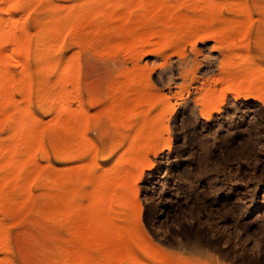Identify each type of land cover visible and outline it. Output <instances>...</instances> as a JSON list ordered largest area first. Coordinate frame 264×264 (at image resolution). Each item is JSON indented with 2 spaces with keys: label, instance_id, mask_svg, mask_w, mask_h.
<instances>
[{
  "label": "rangeland",
  "instance_id": "1",
  "mask_svg": "<svg viewBox=\"0 0 264 264\" xmlns=\"http://www.w3.org/2000/svg\"><path fill=\"white\" fill-rule=\"evenodd\" d=\"M111 1L101 0V8L112 6L116 0L112 1L113 4ZM126 1L128 6L120 12L121 16L125 17L130 12L127 8L132 6L142 8L147 15L140 14L137 20L153 18L154 27L142 36L149 51L156 52L142 54L141 34L127 42L123 40L116 28L124 24V19L102 22L101 34L96 33L99 23L85 25L82 34L91 43L76 48L85 98L81 102L72 100L73 108L59 116L65 121H73L77 113L91 115L92 122L82 126L84 133L90 143L105 148L103 156L94 164L95 169L109 161L115 136L116 117L106 116L104 110L111 102L115 88L126 81L131 71L139 69L144 85L152 84L153 89L167 100L164 105L153 109L154 116L161 119L155 128L159 137L157 153L148 151L146 158L145 153L142 157L144 163L142 158H130L122 166L115 158L112 160L113 169L102 168L114 172L121 166L131 173L125 182V190L121 188L113 193L111 200L115 204L122 200L128 202L134 222H118L119 229L123 228V236L112 237L108 241L113 247L109 249L110 253L104 250L99 255L96 246H92L94 243L89 244L92 247H89L85 258L87 263L264 264V89L259 91L260 100L252 97L247 101L244 95L236 99L237 94L231 84L236 80L232 82L228 75L225 78L220 75L221 54L216 46L222 44V39L209 37L201 40L202 36L192 34L191 27L202 12L198 6L203 0ZM48 3L43 2L41 7ZM250 3L255 2L250 0ZM179 5L190 8L187 11L192 18L191 23L186 24L190 28L185 27L181 31L177 28L181 23L178 18L180 12H174ZM172 13L173 17L170 16ZM111 14L115 16L116 13ZM228 16L225 15L221 25L216 24V27L226 26ZM165 24L168 30L162 32ZM246 29L244 26L233 35L231 44L234 52H246L244 47L253 38L246 35ZM259 52L264 56V45L259 46ZM11 54L12 51L8 50L6 57L10 61V70L19 77L22 65L19 58H10ZM238 65L241 63H234L231 72ZM214 78L213 82L211 79ZM56 79L66 86L73 81L71 77ZM233 85L237 86V83ZM27 89L26 83H15L11 90L18 99L16 112L19 114L27 104L24 98ZM200 90L204 93L209 90L206 93L214 95L213 101L214 97L226 99L224 108L213 112L210 119L202 114L201 101L200 104L194 102ZM206 93L203 98H209ZM141 111L143 113L145 108ZM55 117L54 109L49 115L35 119L37 127L47 128ZM0 137L1 144L12 143L8 134ZM82 143H77L76 148H82ZM144 144L143 141L141 145ZM38 162L41 166L48 164L43 157H38ZM79 165L83 163L74 162L69 167L77 168ZM53 166L51 181L64 167L58 159L53 161ZM32 192L39 197L45 195L44 179ZM23 196L20 200L25 198ZM89 203L90 199H82L83 210ZM55 204V201L50 203L53 208H59ZM50 208L47 203L16 210L13 218L6 219L0 215V229L10 232L15 251L5 253L0 248V258L14 260L17 264H46V259L58 250L55 244L78 250L89 242L85 237L74 238L76 229L73 226L66 228L64 224L48 222ZM115 215L110 212L107 217ZM126 228H129L128 232ZM72 243L74 245L69 246ZM101 243L102 240L95 242L98 246ZM130 248L133 252L128 254L127 249ZM80 259L73 258L69 264H82L84 259Z\"/></svg>",
  "mask_w": 264,
  "mask_h": 264
},
{
  "label": "bare ground",
  "instance_id": "2",
  "mask_svg": "<svg viewBox=\"0 0 264 264\" xmlns=\"http://www.w3.org/2000/svg\"><path fill=\"white\" fill-rule=\"evenodd\" d=\"M45 1L49 2L46 4L47 7H41ZM253 1L255 3L251 4L250 0L220 2L203 0L198 6L202 12L197 22L193 26L190 24L192 34H199L202 36L201 40L209 37L222 39V44L216 46L221 54L220 75L224 78L228 75L232 82L235 79L234 83H237V86L231 84L237 94L236 99L244 95L247 101L252 97L260 100V92L264 89V56L259 52V46L264 45V0ZM99 2L101 0H0V116L2 117L0 135L6 133L12 141L6 145L0 143V215L6 219L13 218L16 210L39 207L48 203L51 207L48 222L61 223L66 228L73 226L76 229L74 238L85 237L89 240L78 250L73 247L68 248V245L65 248L55 244L58 250L52 257L46 259V264H69L76 257L81 258V261L84 259L82 264H90L85 259L89 247L96 246L99 255L104 250L113 249L108 241L112 237L123 236L121 232L123 228L119 229L118 222L120 220L129 224L134 222L129 214L128 202L122 200L115 204L111 200L113 193H117L121 188L125 190V182L131 173L126 167L121 166L115 168L114 172L111 170L107 172L102 168L113 169L112 160L115 158H118L123 166L130 158L139 160L145 153L146 158L148 151L157 153L156 143L159 137L155 128L160 124L161 119L154 116L153 109L157 105H164L167 99L163 94L157 93L152 84L144 85L143 74L139 69L131 71L126 81L118 84L111 102L104 110L106 116L116 117L114 142L107 163L93 169L98 158L103 156L105 148L100 144L90 143L87 134L84 133L82 126L92 122L90 114L77 113L73 121H65L59 116L73 108L72 100L81 102L85 98V91L81 86L79 52L76 51L77 47L91 43L89 38L82 34L85 25L99 23L96 33L101 34L102 22L108 19L111 21L124 19V24L119 26L120 28L117 27L119 31L115 27L119 35L123 36V40L127 42L128 39H134L141 34L140 42H143L144 48L142 54L153 51H149L142 36L154 27L153 18L148 17L150 21L148 18L141 21L136 19L140 14L146 15L142 8L130 6L127 8L130 12L123 17L120 12L126 10L127 1L116 0L115 4L112 2L114 6L108 5L104 8H101ZM97 3L100 8L97 7ZM174 9V12H180L178 18L181 23L177 27L178 30L190 28L186 26L192 20L187 11L190 8L185 9L184 6L179 5ZM111 13L116 14L114 16ZM225 15H229L227 25L216 27V24L221 25L220 22ZM109 16L111 17L108 18ZM170 16L173 17V13ZM131 23L136 24L131 25ZM159 24L161 26L162 23ZM163 25L162 32L167 31L168 25L165 24L166 28ZM244 26L247 28L246 35H252L253 38L250 44L244 47L245 53L242 50L234 52L231 44L234 40L233 35ZM8 50L12 51L10 58H19L22 65V73L19 77L10 70V61L6 57ZM179 51L177 49V52ZM178 54L181 55L180 52ZM234 63L241 65L231 72ZM57 77L61 79L71 77L73 81L66 86L57 81ZM211 80L214 82L215 78ZM15 83H26L28 88L24 97L27 104L20 114L16 112V109H19L18 99L15 97V92L11 91ZM209 84L211 85V81ZM201 90L197 91L196 101L194 98L193 100L196 103L201 101L203 104L201 105L203 113L202 110L201 113L210 119L213 112H220L224 108L226 99L221 96L220 101V98L214 97L213 101L214 95L206 93L209 90L205 92L209 98H203L205 93ZM216 99L219 101L217 102ZM143 108L145 111L142 113ZM54 109L56 117L52 123L47 128L39 129L35 119L49 115ZM143 141L145 144L141 145ZM80 142H83L84 146L77 149V143ZM38 157L45 158L48 164L41 166ZM55 159H58L64 167L51 181ZM142 159L141 162L144 163L145 159ZM74 162L83 165L77 168L69 167ZM43 179L46 192L43 197H39L33 194L32 190ZM23 195L25 198L20 200ZM83 198L90 199L86 210H83L81 205ZM53 201L59 208L55 207V209L50 205ZM110 212H114L115 217H107ZM127 229L129 230L126 228V231ZM100 240L103 243L99 246L95 244ZM73 245V243L69 244V246ZM0 248L5 253L15 252L11 244L10 232L7 230L0 229ZM110 250L106 252L110 253ZM127 251L126 254L133 252L131 248ZM3 259L0 258V264H17L14 260Z\"/></svg>",
  "mask_w": 264,
  "mask_h": 264
},
{
  "label": "snow or ice",
  "instance_id": "3",
  "mask_svg": "<svg viewBox=\"0 0 264 264\" xmlns=\"http://www.w3.org/2000/svg\"><path fill=\"white\" fill-rule=\"evenodd\" d=\"M13 6H15V5H13Z\"/></svg>",
  "mask_w": 264,
  "mask_h": 264
}]
</instances>
